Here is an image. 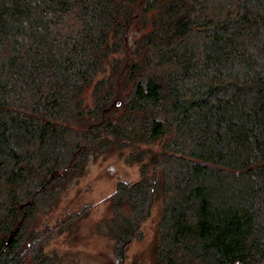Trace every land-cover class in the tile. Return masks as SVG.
<instances>
[{
	"label": "trees",
	"instance_id": "16d2710c",
	"mask_svg": "<svg viewBox=\"0 0 264 264\" xmlns=\"http://www.w3.org/2000/svg\"><path fill=\"white\" fill-rule=\"evenodd\" d=\"M110 151L120 264L155 202L153 264H264V0H0V264Z\"/></svg>",
	"mask_w": 264,
	"mask_h": 264
},
{
	"label": "rangeland",
	"instance_id": "374dc122",
	"mask_svg": "<svg viewBox=\"0 0 264 264\" xmlns=\"http://www.w3.org/2000/svg\"><path fill=\"white\" fill-rule=\"evenodd\" d=\"M140 178L139 165L119 152L90 155L84 174L76 176L58 193L51 206L42 207L31 221L46 232L45 251L54 264H120L114 238L104 221L110 216V198L117 183ZM160 204L155 202L149 218L127 249L124 264H153Z\"/></svg>",
	"mask_w": 264,
	"mask_h": 264
},
{
	"label": "water",
	"instance_id": "95a60500",
	"mask_svg": "<svg viewBox=\"0 0 264 264\" xmlns=\"http://www.w3.org/2000/svg\"><path fill=\"white\" fill-rule=\"evenodd\" d=\"M117 105H119V103H117Z\"/></svg>",
	"mask_w": 264,
	"mask_h": 264
}]
</instances>
